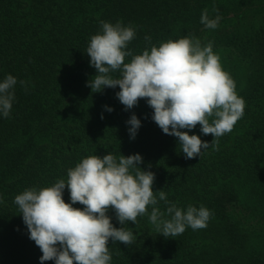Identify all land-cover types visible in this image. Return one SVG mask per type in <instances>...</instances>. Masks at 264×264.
I'll list each match as a JSON object with an SVG mask.
<instances>
[{"label":"trees","instance_id":"16d2710c","mask_svg":"<svg viewBox=\"0 0 264 264\" xmlns=\"http://www.w3.org/2000/svg\"><path fill=\"white\" fill-rule=\"evenodd\" d=\"M204 9L210 19L221 17L216 29L201 24ZM100 21L132 25L133 54L189 35L212 42L245 101L243 117L215 149L187 159L178 138L152 120L146 99L125 110L119 87L93 93L86 86L97 74L86 48ZM9 74L17 84L9 117L0 115V264H40L42 256L15 196L67 180L83 158L108 153L139 154L138 166L155 174L153 191H165L181 209L203 205L212 213L206 228L169 238L148 215L126 222L136 240H110L111 264H264V0H0V81ZM133 114L141 121L135 139L127 124ZM189 135L214 139L199 125ZM63 199L71 203L67 188ZM108 215L122 227L114 211Z\"/></svg>","mask_w":264,"mask_h":264},{"label":"clouds","instance_id":"9594fccd","mask_svg":"<svg viewBox=\"0 0 264 264\" xmlns=\"http://www.w3.org/2000/svg\"><path fill=\"white\" fill-rule=\"evenodd\" d=\"M220 20L219 15L210 19L208 10L202 11L200 22L205 28L216 29ZM100 25V32L90 37L86 48L90 66L97 72L86 86L93 93L119 87L116 97L125 110L146 99L153 109L152 120L165 135L178 138L187 159L200 156L210 146L215 149L218 138L230 133L243 117L245 101L236 94L234 80L223 71L212 42L202 45L189 35L133 54L128 49L136 36L132 25L119 21H100ZM145 40L151 44L150 37ZM112 73L119 75L114 77ZM19 83L23 86L25 81ZM16 84L17 79L10 74L0 81V115L4 118L11 113ZM127 124L130 137L135 139L141 121L133 114ZM197 125L204 135L214 137L211 144L198 135H189ZM142 163L139 154L116 157L108 153L102 158L90 155L68 169L67 180L59 179L50 187L25 189L15 196L29 239L42 252L40 264H111L109 241L132 244L136 237L124 225L136 224L139 216L148 215L165 238L181 235L187 228L195 231L207 227L212 216L209 209L189 205L184 210L168 201L165 191H153L155 174L142 170L138 166ZM65 188L71 203L63 199ZM158 201L168 205L166 212L156 207ZM77 203L83 209L73 207ZM109 210L115 212L122 227L113 226Z\"/></svg>","mask_w":264,"mask_h":264}]
</instances>
